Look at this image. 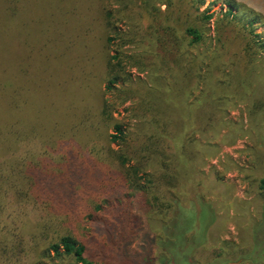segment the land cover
I'll list each match as a JSON object with an SVG mask.
<instances>
[{
	"label": "rangeland",
	"instance_id": "obj_1",
	"mask_svg": "<svg viewBox=\"0 0 264 264\" xmlns=\"http://www.w3.org/2000/svg\"><path fill=\"white\" fill-rule=\"evenodd\" d=\"M232 1L239 3L235 11L242 20L257 18L253 26L264 35V0ZM136 3L140 5L142 1L135 0ZM200 8L213 16L206 23L207 42L213 44L214 21L226 12V0H204ZM125 9L122 0H0L1 175L3 172L14 180L21 168L24 173L32 171V160H37L35 156L32 159V143L34 154L38 158L43 156L42 146L58 141L65 117L73 116L74 111H77L76 118L78 112L81 116L91 112L87 125L94 122L97 128L101 103L106 102L112 109L113 121L102 128L104 133L111 134V125L117 121L122 132L134 139L128 142L131 147L137 146L135 135L140 133L146 118L151 119L157 109L169 111L166 103L155 97V103L161 108H145L142 102L151 100L150 89L157 92L150 73L138 72L133 65L124 63L128 61L125 56L139 54L142 46L137 42L121 47L116 41L108 49L104 11L110 14L118 31H129L130 24L118 14ZM236 41L231 39L230 46ZM115 51H120L128 76L108 88L105 63ZM210 54L213 62L215 53ZM251 70L258 74L253 87L262 86L256 93L261 97L264 95V55L256 59ZM177 77L181 79L179 86L183 87V78ZM239 77L244 78L240 72ZM208 87L205 93L201 89L193 90L189 96L179 98L176 103L180 102V113L174 114L178 120H167L173 123L184 120L182 135L186 136V141L180 137L181 144L178 143L182 152L177 149L176 156L171 158L178 183L170 193L187 209V215L175 217L174 244L170 248L181 264L190 250L196 255L201 252L219 255L211 264H249V261L256 264L259 250L264 249V198L258 183L264 176V108L250 115L245 97L238 104L228 106L224 92H216L218 88L211 84ZM128 90L134 92L128 93ZM196 100H199L197 106L212 101L225 108L208 111L189 106ZM198 113L207 117L205 128L200 132L192 131ZM74 124L77 123L65 128H72ZM126 144L121 142L122 147ZM111 146L119 147L114 143ZM66 155L65 149L55 157L53 165L45 163L47 166L43 168L59 170ZM45 157L38 161L43 163ZM147 170L154 171L151 166ZM3 178L2 175V186ZM19 179L26 180L23 176ZM132 213L139 227L124 247L127 252L148 256L154 259V264H174L161 243L166 233L163 225L169 222L170 212L158 214L135 206ZM30 229L29 221L26 230ZM204 259L197 258L202 264ZM49 261L39 255L25 264H48ZM10 264L18 262L13 259Z\"/></svg>",
	"mask_w": 264,
	"mask_h": 264
},
{
	"label": "trees",
	"instance_id": "obj_2",
	"mask_svg": "<svg viewBox=\"0 0 264 264\" xmlns=\"http://www.w3.org/2000/svg\"><path fill=\"white\" fill-rule=\"evenodd\" d=\"M141 1L138 5L135 0H122L126 9L118 14L130 24L129 31H118L110 14L104 11L106 43L108 49L116 41L121 47L137 42L142 46L139 54L125 56L128 61L124 63L133 65L138 72L150 73L157 92L150 89L151 100L142 102L145 108H161L155 103V98H159L169 111L157 109L151 119L143 117L146 119L140 133L134 134L136 147L128 145L134 139L122 132L117 121L111 125V134L104 133L102 128L113 121L112 109L106 102L101 103L97 128L94 122L87 125L89 111L82 116L78 112V118L77 111L65 117L59 142L42 146L45 149L41 155L46 156L43 163L38 161L43 156L38 158L34 154L32 143V159L37 157L32 160V171L25 174L21 168L18 173L26 180H17L19 176L11 180L2 172L5 182L3 186L0 183V264H10L13 259L25 264L39 255L49 258L48 264H154V259L136 256L124 248L139 227L132 213L135 206L158 214L170 212L169 222L163 225L166 233L161 243L173 263L181 264L170 248L174 244L177 216L187 215V209L170 193L178 183L171 158L176 156L177 149L181 151L178 145L181 138L186 141L182 135L185 121L175 122L178 120L175 112L180 113V102L176 101L193 90L205 93L211 84L218 88L216 92H224L228 106L245 97L250 115L261 111L264 95L258 97L256 93L262 86L253 87L258 74L251 69L256 59L264 55V35L253 26L257 18L242 20L235 11L239 3L232 0H226V12L214 21L213 44L207 42L206 27L213 16L208 10H200L204 0ZM241 8L245 9L242 5ZM233 38L237 40L234 46L238 44L235 48L229 42ZM114 53L109 54L105 63L108 88L128 76L120 51ZM210 53H215L213 62ZM239 72L244 78L239 77ZM177 75L183 78V87L179 86L181 79ZM198 102L189 106L195 107ZM197 108L210 111V108L223 109L225 105L211 101ZM204 120L207 117L202 113L196 114L192 131L204 130ZM73 122L77 124L65 128ZM88 131L90 134H85ZM121 142L127 143L126 147ZM113 143L119 147L113 148ZM65 149L67 155L59 170L43 168L47 166L45 163L53 165L55 157ZM150 166L154 171L148 172ZM258 183L264 198V176ZM24 186L27 188L23 189ZM29 221L31 229L27 231ZM198 257L205 258L204 264H211L219 255L205 252L196 255L190 250L186 251L183 264H200ZM256 264H264V249L259 250Z\"/></svg>",
	"mask_w": 264,
	"mask_h": 264
},
{
	"label": "water",
	"instance_id": "obj_3",
	"mask_svg": "<svg viewBox=\"0 0 264 264\" xmlns=\"http://www.w3.org/2000/svg\"><path fill=\"white\" fill-rule=\"evenodd\" d=\"M160 261L162 262L163 260L161 259Z\"/></svg>",
	"mask_w": 264,
	"mask_h": 264
}]
</instances>
